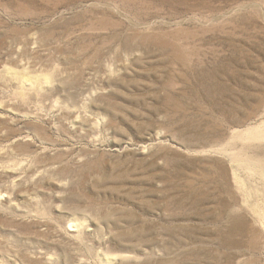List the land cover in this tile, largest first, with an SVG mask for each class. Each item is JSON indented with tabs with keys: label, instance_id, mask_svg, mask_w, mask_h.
<instances>
[{
	"label": "rangeland",
	"instance_id": "374dc122",
	"mask_svg": "<svg viewBox=\"0 0 264 264\" xmlns=\"http://www.w3.org/2000/svg\"><path fill=\"white\" fill-rule=\"evenodd\" d=\"M0 264H264V0H0Z\"/></svg>",
	"mask_w": 264,
	"mask_h": 264
}]
</instances>
